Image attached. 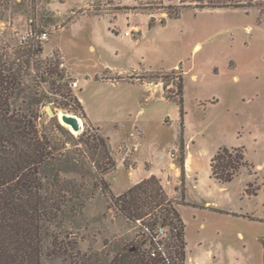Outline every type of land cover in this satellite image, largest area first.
Masks as SVG:
<instances>
[{"label":"rangeland","instance_id":"1","mask_svg":"<svg viewBox=\"0 0 264 264\" xmlns=\"http://www.w3.org/2000/svg\"><path fill=\"white\" fill-rule=\"evenodd\" d=\"M179 4L180 0H0V46L15 49L31 24L48 31L40 56L66 61L67 87L83 109L52 100L50 81L37 78L34 89L50 96L42 99L44 116H56L75 135L98 127L110 139L117 168L105 177L114 193L126 189L133 177L129 173L145 172L143 167L129 172L138 162L159 164L171 153L181 169L177 84L182 78L186 150L192 161L198 160L199 175L198 184L189 179L186 199H211L245 216L180 206L186 224V264H264V9L189 7L178 18H169V7ZM130 28L138 31V39L126 37ZM109 66L126 70L112 73L105 69ZM143 77H161L162 83L157 86L155 81L150 89ZM72 80H78V86ZM62 112L79 117L82 129L63 122ZM221 146H244L249 162L224 187L208 178L210 156ZM75 224L83 249H101L113 238L141 242L137 223L109 207L100 190Z\"/></svg>","mask_w":264,"mask_h":264},{"label":"trees","instance_id":"2","mask_svg":"<svg viewBox=\"0 0 264 264\" xmlns=\"http://www.w3.org/2000/svg\"><path fill=\"white\" fill-rule=\"evenodd\" d=\"M189 7L263 10L264 0H180L168 16L178 18ZM41 49L33 43L0 46V264H186V224L177 209L186 202L171 197L156 175L114 193L105 177L117 168L110 139L98 127L75 135L56 116L45 118L42 99L50 96L34 89L39 78L50 81L52 100L74 110L83 107L68 89L58 60L42 59ZM177 89L184 192L186 111L180 77ZM210 165L212 177L226 184L249 162L244 146H221ZM96 190L116 213L137 223L141 242L113 238L101 249L81 247L75 221Z\"/></svg>","mask_w":264,"mask_h":264},{"label":"crops","instance_id":"3","mask_svg":"<svg viewBox=\"0 0 264 264\" xmlns=\"http://www.w3.org/2000/svg\"><path fill=\"white\" fill-rule=\"evenodd\" d=\"M143 36H144V32H143ZM128 39L131 42H136V40H132L129 37H128ZM137 41H140V40H137ZM91 48L94 49L95 46L93 44H91ZM107 68L110 69V71H112V73H116L115 71H118L117 72L118 74H120V73L124 72V70H126V69L119 70L116 66H113V67L109 66V67H106L105 69H107ZM141 81L144 82L146 84V86L149 87L150 89H151L152 85L155 82V81H152L151 79H149L147 77H143ZM118 83H120V81H118L117 83H113V84H118ZM161 83H162L161 81H158V82H156L155 85L160 86ZM87 115L89 116V114H87ZM89 118L91 119L90 116H89ZM91 121H92V119H91ZM185 128H186V125H185ZM185 140H186V145H188L189 139L186 137ZM212 156H210V163H211V157ZM170 157H171V153H170ZM170 157H169V154H168L164 158V161H162L161 163L159 162V164H155L153 161L147 160L143 164H140L138 162L137 166L134 167V168L131 167L129 172L136 171L140 167H143L145 172L142 173L141 175H138V176H136V174L132 175V174L129 173V175L131 177L132 176L133 177L131 179L132 181L128 185H126V189L125 190H127L129 187H131L132 185L138 183L139 181H141L142 179H144L146 177H150L151 175H156V176H158L161 179V182H162L165 190L167 191V193L171 197H173L177 201H181V199H183L186 202V204H178L177 205V209L179 211H180V206H182V205H192L194 207L208 208V209H211V210H213L212 208H219V209L227 210L228 212H230V213H225V214L233 215V216H236V217L245 218L243 212H238V211H235V210H233L231 208H228V207H225V206H221V205L213 202L211 199H205L202 202H199V201H196V200H194L193 202L188 201L186 199V192H187V189H188L187 183H188L189 179H193L195 184L199 183V175H198V171H197L198 170V160L195 159V160L192 161L191 155H188V150H186V152H185V162H184L185 179H184V192H183V190H182V171H181L180 167H178L175 162H172L173 161V160H171L172 157H171V159H170ZM191 161H192V163H191ZM209 174H210L208 176L209 180H214L215 181V185H220V187H224L225 185L231 183L238 176L237 175L229 183H226V184L225 183H221V182L217 181L215 178L212 177L211 165H210ZM124 191H122V192H124ZM122 192H120V193H122ZM120 193H116V194H120ZM213 211L219 212V211H216V210H213ZM231 212H235V213H231ZM180 213H181V211H180ZM220 213H223V212H220ZM181 216H182V214H181ZM240 234L243 235L241 232H240ZM263 263H264V261H263Z\"/></svg>","mask_w":264,"mask_h":264},{"label":"built area","instance_id":"4","mask_svg":"<svg viewBox=\"0 0 264 264\" xmlns=\"http://www.w3.org/2000/svg\"><path fill=\"white\" fill-rule=\"evenodd\" d=\"M124 34L126 36L138 39V31H135L134 28H130L126 30ZM47 37H48L47 30H40L38 27L31 24L28 26V29H26L25 32L21 34L20 42L22 44L33 43L34 45H38V44H42L45 41V39H47ZM59 68L65 72L67 69L66 61L61 60L59 62ZM65 77H68V75L65 74ZM72 81H73L72 82L73 86H78V80H72Z\"/></svg>","mask_w":264,"mask_h":264},{"label":"water","instance_id":"5","mask_svg":"<svg viewBox=\"0 0 264 264\" xmlns=\"http://www.w3.org/2000/svg\"><path fill=\"white\" fill-rule=\"evenodd\" d=\"M51 114L54 115L55 112L51 110ZM61 119L63 120V122L71 125L74 130L82 129V124L79 120V117H77L75 114L68 113V112H62Z\"/></svg>","mask_w":264,"mask_h":264}]
</instances>
